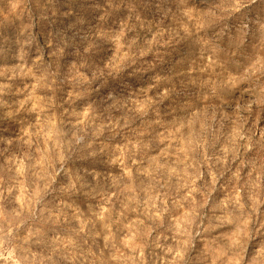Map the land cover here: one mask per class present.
I'll return each instance as SVG.
<instances>
[{
    "label": "clouds",
    "instance_id": "obj_1",
    "mask_svg": "<svg viewBox=\"0 0 264 264\" xmlns=\"http://www.w3.org/2000/svg\"><path fill=\"white\" fill-rule=\"evenodd\" d=\"M0 264H264V0H0Z\"/></svg>",
    "mask_w": 264,
    "mask_h": 264
}]
</instances>
